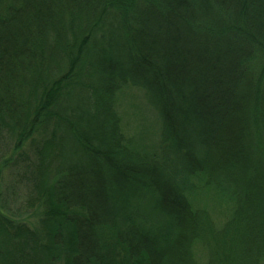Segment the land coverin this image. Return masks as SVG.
I'll use <instances>...</instances> for the list:
<instances>
[{"label":"trees","instance_id":"1","mask_svg":"<svg viewBox=\"0 0 264 264\" xmlns=\"http://www.w3.org/2000/svg\"><path fill=\"white\" fill-rule=\"evenodd\" d=\"M5 139L0 264H264V0H0Z\"/></svg>","mask_w":264,"mask_h":264},{"label":"rangeland","instance_id":"2","mask_svg":"<svg viewBox=\"0 0 264 264\" xmlns=\"http://www.w3.org/2000/svg\"><path fill=\"white\" fill-rule=\"evenodd\" d=\"M133 98H128L124 105V110H126L129 115H126V119L131 122L130 129L135 131V129L141 125L144 121L143 115L149 117V119L154 118L152 109L146 104V101L142 98L138 91L132 92ZM138 103L145 105V111L141 112L134 107V104ZM12 150L11 142L7 139L0 141V160L3 157L9 156ZM18 168V167H17ZM15 166H7L3 170L2 180L0 182V208L6 214L16 217L17 219H25L29 213L25 209L26 201V190L24 186L20 184L21 177ZM20 178V179H19Z\"/></svg>","mask_w":264,"mask_h":264}]
</instances>
